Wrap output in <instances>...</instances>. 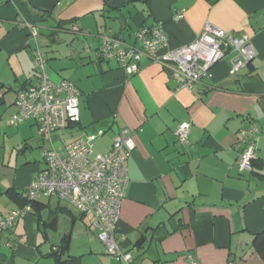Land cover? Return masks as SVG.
I'll return each mask as SVG.
<instances>
[{
  "label": "crops",
  "instance_id": "obj_1",
  "mask_svg": "<svg viewBox=\"0 0 264 264\" xmlns=\"http://www.w3.org/2000/svg\"><path fill=\"white\" fill-rule=\"evenodd\" d=\"M24 23L34 27L36 39L20 27ZM157 23L166 35L159 54L192 42L209 23L247 35L255 56L232 74L235 53L227 50L186 89L167 66L147 56L136 73L127 74L95 53L102 33L134 44L137 30ZM36 46L46 48L49 77L72 81L80 90L76 125L57 131L51 140L36 132L49 148L61 150L89 136L94 153H104L120 128L131 131L134 146L115 237L121 249L132 253L134 264H186V254L199 264H264V254L253 246L254 237L264 232V0H0V121L15 112L17 92L37 80ZM182 121L190 124L185 143L174 135ZM248 124L259 129L256 158L253 170L239 172L238 130ZM7 125L9 132L3 131L11 144L0 145L4 215L19 207L14 193L43 168L30 152L33 120ZM43 200L47 206L37 215L26 204V215L0 237L5 261L46 258L53 264L46 254L67 235V254L82 264H124L105 253L91 219L85 223L55 196ZM55 216L53 231L47 225ZM62 216L65 231L51 240L48 232L59 235ZM40 237L49 241V250L40 249Z\"/></svg>",
  "mask_w": 264,
  "mask_h": 264
},
{
  "label": "built area",
  "instance_id": "obj_2",
  "mask_svg": "<svg viewBox=\"0 0 264 264\" xmlns=\"http://www.w3.org/2000/svg\"><path fill=\"white\" fill-rule=\"evenodd\" d=\"M181 13L177 14L180 17ZM29 35L36 39V30L29 23ZM74 31L77 29L73 26ZM166 40L160 23L142 27L136 31L135 43L126 44L114 35L99 36L98 57L115 61L127 74L136 73L142 56L167 66L180 87L191 89L195 82L208 74L209 69L231 50L235 55L230 60V73L234 74L255 56L247 35L226 31L206 23L192 42L174 50L158 53ZM137 43V44H136ZM46 58L36 46L32 52V64L37 80L20 89L15 98V112L6 119L9 125L17 126L32 119L37 134L51 140L68 122L79 119L78 87L69 80H52L45 69ZM3 94L0 92V99ZM190 124L180 122L174 129L179 143H185ZM259 129L255 124L238 130L237 142L240 152L237 158L239 172L252 169L255 160ZM134 144L131 131L122 127L115 133L111 149L94 153L91 137H81L66 143L61 150L43 148L44 166L23 189L22 196L37 201L51 196L71 204L81 215L91 216L90 227L102 242L104 251L114 260L134 264L130 251L121 249L115 237L121 202L128 182L127 158ZM26 206L0 214V230L11 228L18 218L25 216ZM186 264H199L186 254Z\"/></svg>",
  "mask_w": 264,
  "mask_h": 264
},
{
  "label": "rangeland",
  "instance_id": "obj_3",
  "mask_svg": "<svg viewBox=\"0 0 264 264\" xmlns=\"http://www.w3.org/2000/svg\"><path fill=\"white\" fill-rule=\"evenodd\" d=\"M44 49L46 48H43L40 46V50L44 53L45 55V52H44ZM95 53H97V51H95ZM45 68H46V72H47V58H46V62H45ZM8 118V117H7ZM5 116L3 117V119L0 121V127H1V134H0V145L1 147H7L9 144H11L10 142V137H9V134L7 133H4V131L6 132H9V128H11L10 126L7 125L6 123V119H7ZM25 124V123H23ZM4 130V131H3ZM33 133H32V136H33V146L32 148L30 149V152L32 154H35V157L38 158V161H39V165L40 168H42L44 166V163H43V148H48L50 145H48L47 142H44L43 139H40L37 134H36V130L35 128L33 127ZM5 140V141H4ZM0 147V149H2ZM98 143L95 145V152L96 151H99V148H98ZM54 201H56L55 198H51V203H55ZM60 205L61 206H66L68 209H70L71 211L73 212H77L78 211L71 205L69 204L68 202L64 201V200H60L59 201ZM64 218V216H62L60 218V224H59V228H60V231H59V235L57 232H51L49 231L48 232V235L49 237H51L50 239L53 240L52 238L56 237V238H59L60 237V234L61 233H64L65 231V227H64V230H63V226H67V224H64L62 219ZM83 219H84V222L87 223L89 219H91L90 215L89 214H86V215H83ZM65 220V219H64ZM78 224V223H77ZM62 235V234H61ZM41 241H44L41 243ZM40 249L42 251H47L49 250V246H50V243L49 241L45 242V239L43 237H40ZM3 250L2 251H9L8 249H4L2 248ZM10 249V248H9ZM40 261L37 263V262H30V261H26V260H20V259H17L16 263L15 264H50L51 261L49 259H46V258H40L39 259Z\"/></svg>",
  "mask_w": 264,
  "mask_h": 264
},
{
  "label": "trees",
  "instance_id": "obj_4",
  "mask_svg": "<svg viewBox=\"0 0 264 264\" xmlns=\"http://www.w3.org/2000/svg\"><path fill=\"white\" fill-rule=\"evenodd\" d=\"M71 27H73V24H72ZM34 71H35V69H34ZM35 74H36V71H35ZM76 123H77V121L68 122V126H74V125H76ZM254 162L255 161L252 162V169L251 170H253ZM9 191H11V190H9ZM14 196H15L16 200L19 202V207H22V206H24L26 204H30V206L32 207V212L34 214H36V215L39 213V211L42 209V207H44V205L47 206V204L44 203L43 199L37 200V201L27 200L25 197L22 196V192H20V193L15 192ZM56 212L57 211L54 210L51 213L54 215V214H56ZM8 230H10V228L9 229H5V230H0V237L5 232H7ZM68 243H69V238H68L67 235H64V236L61 237L60 242L57 245V249L52 250L51 252L46 254L47 256H51L53 258V264H82L78 257L70 256V255L67 254ZM6 245L8 247L11 246L9 241L6 243ZM253 246L260 253L264 254V232H262L260 234H257L254 237ZM11 257H12V253H11V255L8 258H11ZM3 258H5V256H3V253L0 252V263L7 262ZM7 264H9V262H7Z\"/></svg>",
  "mask_w": 264,
  "mask_h": 264
},
{
  "label": "water",
  "instance_id": "obj_5",
  "mask_svg": "<svg viewBox=\"0 0 264 264\" xmlns=\"http://www.w3.org/2000/svg\"><path fill=\"white\" fill-rule=\"evenodd\" d=\"M56 223H57V216H55V217L53 218V220H51V221L48 223L47 227H48L50 230L56 231Z\"/></svg>",
  "mask_w": 264,
  "mask_h": 264
}]
</instances>
